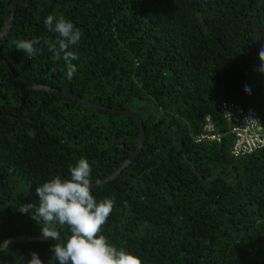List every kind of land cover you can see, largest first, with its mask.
Masks as SVG:
<instances>
[{
    "label": "trees",
    "instance_id": "trees-1",
    "mask_svg": "<svg viewBox=\"0 0 264 264\" xmlns=\"http://www.w3.org/2000/svg\"><path fill=\"white\" fill-rule=\"evenodd\" d=\"M13 0H0V34ZM196 14H199L197 16ZM63 16L82 32L69 81L43 40ZM43 38L29 58L14 41ZM264 0H18L0 38V58L20 77L94 104L136 114L145 140L136 160L92 189L114 201L101 234L142 264H264V149L234 157L225 102L252 111L264 131ZM250 88V94L245 88ZM218 140L197 139L206 120ZM130 117L28 89L0 63V247L41 238L18 208L38 204L36 187L85 158L92 183L110 176L137 149ZM61 240L70 235L57 226ZM56 241L8 246L0 264H27L36 253L58 264Z\"/></svg>",
    "mask_w": 264,
    "mask_h": 264
},
{
    "label": "clouds",
    "instance_id": "clouds-1",
    "mask_svg": "<svg viewBox=\"0 0 264 264\" xmlns=\"http://www.w3.org/2000/svg\"><path fill=\"white\" fill-rule=\"evenodd\" d=\"M199 16V14H196ZM44 25L49 32L58 35L56 40H43L52 53L54 61L63 60L66 68V78L70 81L77 71L73 61L79 60L76 52L69 50L81 39L82 32L63 16L57 18L48 15ZM43 38L14 41L15 49L29 58L39 54L36 47ZM261 62L259 71L264 73V47L259 50ZM250 94V88H245ZM92 168L85 158H80L75 165H69L68 178L59 175L37 186L35 191L39 203L20 205L22 214L30 218L40 227V235L45 239L56 241L50 251L58 264H142L139 257L124 249H117L101 234L103 225L107 222L114 208V201L105 198L97 201L92 195ZM67 225L70 235L60 242V232L57 226ZM27 264H43L36 253H31Z\"/></svg>",
    "mask_w": 264,
    "mask_h": 264
},
{
    "label": "built area",
    "instance_id": "built-area-1",
    "mask_svg": "<svg viewBox=\"0 0 264 264\" xmlns=\"http://www.w3.org/2000/svg\"><path fill=\"white\" fill-rule=\"evenodd\" d=\"M218 110L229 124L230 133L234 139L232 155L234 157L247 156L264 149V131L259 128V122L252 111H244L237 105L221 103ZM206 133L202 134L197 141L218 140L213 134V128L206 120Z\"/></svg>",
    "mask_w": 264,
    "mask_h": 264
},
{
    "label": "water",
    "instance_id": "water-1",
    "mask_svg": "<svg viewBox=\"0 0 264 264\" xmlns=\"http://www.w3.org/2000/svg\"><path fill=\"white\" fill-rule=\"evenodd\" d=\"M17 2L18 0H13L12 4H11V13L6 21V32H8L12 26V20L15 14V10L17 7ZM6 32H3L0 34V38L3 37ZM0 63L3 64L7 70L12 74V76L22 85L26 86L28 89H32V90H38V91H45V92H51V93H55V94H60L63 95L83 106H86L88 108L91 109H95V110H102V111H107V112H113V113H117V114H122L124 116L130 117L132 120L135 121V123L137 124L139 131H140V139H139V143H138V147L135 150V152L126 160L124 161L119 167L118 169H116V171H114L110 176H108L107 178H105L104 180H101L99 182L96 183H92L91 187L92 189L95 187H99L101 185H104L105 183H108L110 181H112L113 179H115L124 169H126L130 164H132L136 158L138 157V155L140 154L141 148L144 144V140H145V134H144V129L142 126V122L140 120V118L130 112V111H126V110H118V109H112V108H108L102 105H98V104H94L86 99L80 98L76 95H73L71 93L68 92H60L56 89L50 88V87H46L43 85H37L27 79H24L23 77H20L19 75H17L15 72H13L9 65L2 59L0 58ZM50 239V238H49ZM49 239H45V238H28V237H24V236H20V237H16L13 239H9L7 241H5L2 246L0 247V252L4 249H6L8 246L10 245H14V244H21V243H29V242H46Z\"/></svg>",
    "mask_w": 264,
    "mask_h": 264
}]
</instances>
